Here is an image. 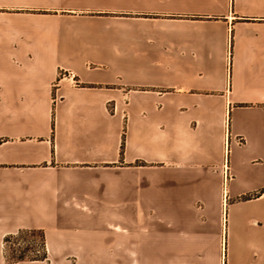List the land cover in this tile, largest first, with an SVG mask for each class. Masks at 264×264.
<instances>
[{
	"label": "crops",
	"instance_id": "obj_1",
	"mask_svg": "<svg viewBox=\"0 0 264 264\" xmlns=\"http://www.w3.org/2000/svg\"><path fill=\"white\" fill-rule=\"evenodd\" d=\"M20 229L264 264V0H0V255Z\"/></svg>",
	"mask_w": 264,
	"mask_h": 264
},
{
	"label": "rangeland",
	"instance_id": "obj_2",
	"mask_svg": "<svg viewBox=\"0 0 264 264\" xmlns=\"http://www.w3.org/2000/svg\"><path fill=\"white\" fill-rule=\"evenodd\" d=\"M241 141V140H240ZM243 141V139H242ZM241 141V142H242ZM39 236L31 233H23L21 235L16 232L9 245V258L12 255L26 252V255H33L35 252H41L42 246L39 244ZM147 257H107V258H70V257H47L43 260H21L8 263L3 242V254L0 255V264H148ZM170 261H175L171 258ZM160 259H151V264H158Z\"/></svg>",
	"mask_w": 264,
	"mask_h": 264
},
{
	"label": "trees",
	"instance_id": "obj_3",
	"mask_svg": "<svg viewBox=\"0 0 264 264\" xmlns=\"http://www.w3.org/2000/svg\"><path fill=\"white\" fill-rule=\"evenodd\" d=\"M17 234L21 235L23 233H31L34 234L36 236H39V244L42 246V251L41 252H35V254L33 255H26V252L21 253V254H14L12 255V259H10L9 253H8V249H9V243L11 242V240L13 239V235L14 233H9L6 234L4 237V250H5V254H6V258L8 263H13L16 261H21V260H43L47 257L48 253H47V249H46V237H45V232L41 229H20L19 231L16 232Z\"/></svg>",
	"mask_w": 264,
	"mask_h": 264
},
{
	"label": "built area",
	"instance_id": "obj_4",
	"mask_svg": "<svg viewBox=\"0 0 264 264\" xmlns=\"http://www.w3.org/2000/svg\"><path fill=\"white\" fill-rule=\"evenodd\" d=\"M63 77L65 76H69V77H72V74L70 72H62L61 74ZM240 140L242 141V138H240Z\"/></svg>",
	"mask_w": 264,
	"mask_h": 264
}]
</instances>
